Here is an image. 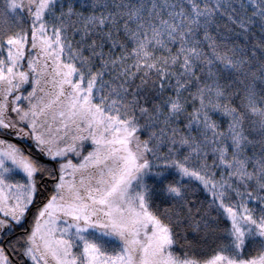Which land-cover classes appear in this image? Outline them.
<instances>
[{"label": "snow or ice", "instance_id": "1", "mask_svg": "<svg viewBox=\"0 0 264 264\" xmlns=\"http://www.w3.org/2000/svg\"><path fill=\"white\" fill-rule=\"evenodd\" d=\"M0 264H264V0H0Z\"/></svg>", "mask_w": 264, "mask_h": 264}]
</instances>
